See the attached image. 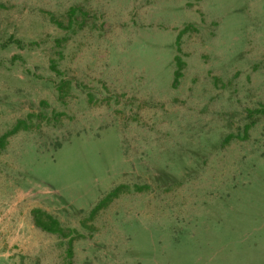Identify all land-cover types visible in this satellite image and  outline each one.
Here are the masks:
<instances>
[{
	"label": "rangeland",
	"instance_id": "obj_1",
	"mask_svg": "<svg viewBox=\"0 0 264 264\" xmlns=\"http://www.w3.org/2000/svg\"><path fill=\"white\" fill-rule=\"evenodd\" d=\"M0 264H264V0H0Z\"/></svg>",
	"mask_w": 264,
	"mask_h": 264
},
{
	"label": "trees",
	"instance_id": "obj_2",
	"mask_svg": "<svg viewBox=\"0 0 264 264\" xmlns=\"http://www.w3.org/2000/svg\"><path fill=\"white\" fill-rule=\"evenodd\" d=\"M177 76H179V72H177ZM33 216L36 226L41 228L42 230L51 233H59L62 231L59 222L55 220L51 215L41 210H34Z\"/></svg>",
	"mask_w": 264,
	"mask_h": 264
}]
</instances>
